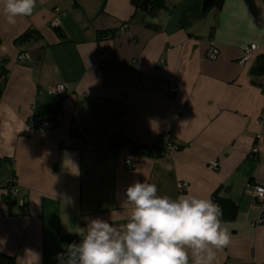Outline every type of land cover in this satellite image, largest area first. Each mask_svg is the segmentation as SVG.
I'll return each instance as SVG.
<instances>
[{
    "label": "crops",
    "instance_id": "1",
    "mask_svg": "<svg viewBox=\"0 0 264 264\" xmlns=\"http://www.w3.org/2000/svg\"><path fill=\"white\" fill-rule=\"evenodd\" d=\"M195 1L145 12L133 0H36L9 24L0 0V254L58 264L60 240L82 238L89 218L125 225L123 193L145 181L160 196L222 204L230 242L213 264H264V225L252 227L261 206L247 189L264 186V0H220L180 27ZM58 85L65 93L50 94ZM51 117L48 132L31 131ZM12 181L23 206L6 198Z\"/></svg>",
    "mask_w": 264,
    "mask_h": 264
},
{
    "label": "clouds",
    "instance_id": "2",
    "mask_svg": "<svg viewBox=\"0 0 264 264\" xmlns=\"http://www.w3.org/2000/svg\"><path fill=\"white\" fill-rule=\"evenodd\" d=\"M3 2L9 24L32 15L36 6V0ZM256 194L264 199V188ZM121 207L132 210L125 225L89 218L85 228H78L79 243L57 253L58 264H213L215 250L230 242L222 210L210 197L173 199L157 195L155 184L136 181L124 191ZM5 242L0 238V245Z\"/></svg>",
    "mask_w": 264,
    "mask_h": 264
},
{
    "label": "built area",
    "instance_id": "3",
    "mask_svg": "<svg viewBox=\"0 0 264 264\" xmlns=\"http://www.w3.org/2000/svg\"><path fill=\"white\" fill-rule=\"evenodd\" d=\"M50 26L52 28H58V23L57 21L53 20L50 24ZM259 51V47L255 44H252L248 47H246L243 51V57L242 59L239 61V65L244 67L247 65V63H249V61L251 60L252 56L254 55V53ZM207 58L211 61L216 60L217 56H218V50L215 48L214 43L210 42L209 43V48L207 50ZM18 62H29L30 57L28 54H24L21 53L18 56ZM264 89V87H263ZM49 93L50 94H54V95H62L65 93V87L63 85H58L55 88H50L49 89ZM177 94V88L175 85L169 84L168 85V96L169 97H174ZM54 122H55V118L51 117L48 121L47 124H39L36 123L34 121L30 122V128L31 131L38 134V135H43L46 132H48L53 126H54ZM168 144L166 147V154L170 153V152H174L177 150V147L171 143V136L169 133H166L165 135ZM257 150L254 149L253 153L256 154ZM126 166H128L129 168H134V164H132V162L130 160L125 161ZM209 169L216 171L218 169V163L217 162H213L209 165ZM186 184H178L177 188L179 190L180 193H183L186 191ZM260 187V188H264V186H253L250 187L248 186V192L251 193L252 197L256 200V202L258 204H260L261 206V214L259 216V218L252 223V227L257 228L261 225H264V199L260 198V196L258 194H256V189ZM6 194H8L15 202L16 204H18L19 206H23V203L21 202V200H18L19 198V189L18 187L15 185V183L12 181V183H8L7 188H6Z\"/></svg>",
    "mask_w": 264,
    "mask_h": 264
},
{
    "label": "trees",
    "instance_id": "4",
    "mask_svg": "<svg viewBox=\"0 0 264 264\" xmlns=\"http://www.w3.org/2000/svg\"><path fill=\"white\" fill-rule=\"evenodd\" d=\"M138 8L142 9L143 11H152V10H160L165 8L164 0H133ZM221 4L220 0H215V6L219 7ZM203 16L201 13V0H196L191 8L187 11L186 15L180 19V27H188L191 21L197 20ZM28 35H24L19 39V41H24ZM6 198L12 203L13 199L6 194ZM214 203L218 204L221 208V203L217 199H215ZM223 210V208H221ZM73 242L79 243V238H62L59 243V250L60 252L65 249L68 244ZM0 264H15V261L12 257H8L6 255L0 254Z\"/></svg>",
    "mask_w": 264,
    "mask_h": 264
},
{
    "label": "water",
    "instance_id": "5",
    "mask_svg": "<svg viewBox=\"0 0 264 264\" xmlns=\"http://www.w3.org/2000/svg\"><path fill=\"white\" fill-rule=\"evenodd\" d=\"M215 6V0H202L201 2V13H207L211 8ZM16 202H12V206H15Z\"/></svg>",
    "mask_w": 264,
    "mask_h": 264
},
{
    "label": "rangeland",
    "instance_id": "6",
    "mask_svg": "<svg viewBox=\"0 0 264 264\" xmlns=\"http://www.w3.org/2000/svg\"><path fill=\"white\" fill-rule=\"evenodd\" d=\"M212 9H214V7H213V8H211L209 11H211ZM209 11H208V12H209Z\"/></svg>",
    "mask_w": 264,
    "mask_h": 264
}]
</instances>
